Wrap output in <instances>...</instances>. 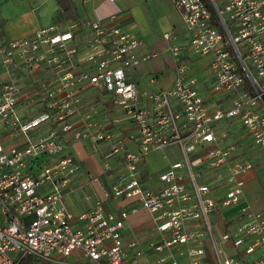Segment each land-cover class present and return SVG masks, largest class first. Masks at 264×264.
<instances>
[{"label":"built area","instance_id":"2783aa9c","mask_svg":"<svg viewBox=\"0 0 264 264\" xmlns=\"http://www.w3.org/2000/svg\"><path fill=\"white\" fill-rule=\"evenodd\" d=\"M171 1L185 50L208 56L206 84L190 76L173 41L170 86H140L134 67L154 52L139 51L142 37L114 13L0 42V264L26 253L60 260L76 249L92 264H236L264 253V215L245 199L241 175L252 161L235 139L238 125L264 156V0ZM82 138L98 153V172L69 147ZM169 143L181 158L141 173L146 152ZM83 173L104 179L102 196L75 211L66 195ZM106 199L121 203L110 208ZM231 204L239 205L235 223L217 234L211 214ZM139 210L153 233L127 223Z\"/></svg>","mask_w":264,"mask_h":264},{"label":"crops","instance_id":"0c3cea01","mask_svg":"<svg viewBox=\"0 0 264 264\" xmlns=\"http://www.w3.org/2000/svg\"><path fill=\"white\" fill-rule=\"evenodd\" d=\"M138 4H142V0H0V42L2 40L27 35L39 26L52 22H58L67 18L74 17L86 19L100 17L107 19L110 14L114 13L116 15V17L114 18V21H116V23H119L120 25L136 31L142 37V42L139 45L138 50H149L151 52H154L150 57L156 56L159 50L169 51L168 45L173 41L182 45V56L185 57L186 55H189L191 53L188 50H185L187 46L186 33L176 34L174 32L176 34V37H170L169 39L163 37V40L159 42L155 34L143 30L141 22L138 20L139 17L136 10ZM171 39H173V41H171ZM163 42H165V44ZM200 56H205L206 58L203 66L207 70L206 77L204 78L205 80L209 77V70L207 67L208 56ZM143 61H140L133 70V76L136 78L139 85L140 82L138 80V77L146 74L149 81L154 85L151 87L152 89L170 86L174 77H170V80L167 79L168 82L163 85L157 86L155 84L157 77L159 76V72H172L174 76L175 60L174 65L167 66V68H163V70L162 68L158 67L157 71L154 73L150 72L152 69L150 68V65H143L141 63ZM87 91L90 98L92 99L95 93L91 89H88ZM209 98L211 103H213V101L220 102L219 97H215V95L211 94L208 96V99ZM238 128L239 127L237 125L235 127V131L237 130L235 139L239 143L238 147L241 148L238 154H240L241 157L251 159L252 161V166L241 173V175L245 179L244 181L248 180L249 182L247 190H244V197L249 201L253 209L261 211V213L264 215V187L258 183L254 172V167H264V156L262 155L261 150L253 145L249 141L248 137L244 135L242 130L240 131ZM73 142L74 141H72V143ZM86 143L88 146L93 148L91 143H89L88 141H86ZM163 155L167 156V153L164 151ZM95 157L97 159L94 162H99L100 166L97 152ZM175 159H178V157H169V160L160 169H163L168 165L170 161ZM94 162H91L87 166H83L86 168L88 167L92 172H98L97 169L95 170L96 164ZM142 163L140 164L139 169L141 173L146 174L147 171H145V169L141 167ZM79 180L81 181L80 183L83 182L82 185H79L80 183H78V186L66 195V202L68 206L75 211H79L89 207L95 197H101L102 184L104 183V179L102 177H100V179L98 180H88L85 173H83ZM223 190L224 187L217 190V193H221ZM86 191L90 193L89 198L85 197ZM106 203L110 208H116L118 204L121 203V201L106 199ZM238 206V204L219 205L218 208L214 212H212L211 218L213 220V228L217 234H219L224 229L233 227V224L236 220V211L238 209ZM135 213H142L144 217H141L140 219H136L134 221L126 219L127 223L131 225V227H134L136 230L141 228V234L153 233L151 232L152 230L148 228V214L146 212H142L141 210ZM132 214L133 213L129 214V216ZM226 251L229 254L233 255L235 258L239 259L243 255L241 248L233 247L228 241ZM66 255H62L61 259H63ZM255 258H260L264 261V253H261L260 251H254L253 253L246 254L244 256V260L236 264H252V260H254ZM86 261H89L91 263L89 258ZM19 264H23L22 260H19Z\"/></svg>","mask_w":264,"mask_h":264},{"label":"rangeland","instance_id":"374dc122","mask_svg":"<svg viewBox=\"0 0 264 264\" xmlns=\"http://www.w3.org/2000/svg\"><path fill=\"white\" fill-rule=\"evenodd\" d=\"M137 15L139 21L141 22L142 29L155 34L156 38L163 40V32L165 30H173L176 34H185L186 28L181 18L179 11L174 7L171 0H142V4H138L136 7ZM173 41V39H171ZM183 41V40H182ZM165 44V42H163ZM156 47V46H155ZM158 47V46H157ZM161 49V48H160ZM163 49V48H162ZM190 55V56H189ZM185 57L182 56L181 60L188 61L190 64L191 75L201 83H207L206 77L207 70L204 68V61H206L205 56H200L194 52H191ZM143 65L148 64L152 73L157 71V68H167V66L174 65L173 56L169 51L159 50L156 56L150 57L148 60L141 62ZM156 84L157 86L163 85L170 77H174L172 72H159ZM153 75V74H152ZM168 79V80H167ZM140 85L151 88L154 86L152 82L149 81L146 74L138 77ZM70 149L82 165L87 166L91 162H94L97 158L96 149L91 148L87 145L86 139H78L69 145ZM167 153V156L163 155V152ZM181 153L178 145L176 143L166 144L162 148H152L146 152L144 156V161L141 165L142 168L147 171L148 174H153L162 168L170 158H181ZM255 161V160H253ZM95 170H99V162H94ZM263 163V162H262ZM264 166V165H263ZM255 177L258 183L264 187V167H254ZM245 180V179H244ZM249 186L248 180L244 181L243 188L247 190ZM144 217L142 213H133L127 219L134 221ZM25 264H91L88 258L84 256L79 250H74L70 254L66 255L63 259L54 260L49 258H42L37 255L28 254L24 255Z\"/></svg>","mask_w":264,"mask_h":264},{"label":"trees","instance_id":"16d2710c","mask_svg":"<svg viewBox=\"0 0 264 264\" xmlns=\"http://www.w3.org/2000/svg\"><path fill=\"white\" fill-rule=\"evenodd\" d=\"M28 254H29V253H28ZM23 258H24V257H22L20 260H22V263L25 264Z\"/></svg>","mask_w":264,"mask_h":264}]
</instances>
